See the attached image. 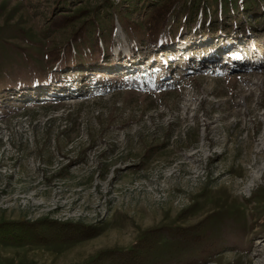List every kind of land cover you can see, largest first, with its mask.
<instances>
[{
    "label": "rangeland",
    "instance_id": "1",
    "mask_svg": "<svg viewBox=\"0 0 264 264\" xmlns=\"http://www.w3.org/2000/svg\"><path fill=\"white\" fill-rule=\"evenodd\" d=\"M173 1L0 0V264H264V0Z\"/></svg>",
    "mask_w": 264,
    "mask_h": 264
},
{
    "label": "trees",
    "instance_id": "2",
    "mask_svg": "<svg viewBox=\"0 0 264 264\" xmlns=\"http://www.w3.org/2000/svg\"><path fill=\"white\" fill-rule=\"evenodd\" d=\"M173 3H174V1L172 0L171 4L167 6V10H165V12H164V9H163L160 12L161 15H163L165 19L167 18L169 8L172 6ZM189 26L190 27H188L187 30L193 28L192 25H189ZM163 232H164V236H167V234H169L168 230H166V231H162V230L148 231L145 234V236L143 237V239L141 240V242H139L138 245L135 246L134 248H132L131 250L124 251V252H115L118 255L116 261L119 262V264H148V262L143 260L140 257V255H141L142 251L144 250V248L152 250L154 242L156 240H158L159 234H163ZM187 234L188 233L186 231H180L179 229H177V230H175L174 236L171 239L183 240L181 242H183L184 244H189L188 242H190L192 244V246L196 245L197 239H195V238L191 237V235H187ZM147 239H151L150 243L147 242ZM200 252L205 253V251H202L201 248H200ZM193 260H195V259H193ZM115 264H117V263H115Z\"/></svg>",
    "mask_w": 264,
    "mask_h": 264
}]
</instances>
